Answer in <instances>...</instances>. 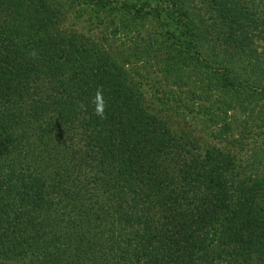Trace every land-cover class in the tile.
Returning a JSON list of instances; mask_svg holds the SVG:
<instances>
[{
	"label": "trees",
	"instance_id": "trees-1",
	"mask_svg": "<svg viewBox=\"0 0 264 264\" xmlns=\"http://www.w3.org/2000/svg\"><path fill=\"white\" fill-rule=\"evenodd\" d=\"M80 1L154 20L197 87L146 98L57 0H0V264H264V170L174 118L264 97V0Z\"/></svg>",
	"mask_w": 264,
	"mask_h": 264
},
{
	"label": "rangeland",
	"instance_id": "rangeland-1",
	"mask_svg": "<svg viewBox=\"0 0 264 264\" xmlns=\"http://www.w3.org/2000/svg\"><path fill=\"white\" fill-rule=\"evenodd\" d=\"M57 2L61 8L59 30L67 35L94 39L106 50L124 55L125 70L142 87L146 98L154 99L162 93L178 95L179 91L197 87L188 69L178 64L177 51L160 37L154 20H133L113 12L103 15L80 0ZM179 78L185 85L182 90L173 85ZM254 99L244 112L233 109L224 113L221 109L203 114L195 104L192 112L174 114V118L205 142L236 153L240 161L250 165V172L261 173L264 170V127L260 121L264 118V97Z\"/></svg>",
	"mask_w": 264,
	"mask_h": 264
},
{
	"label": "clouds",
	"instance_id": "clouds-1",
	"mask_svg": "<svg viewBox=\"0 0 264 264\" xmlns=\"http://www.w3.org/2000/svg\"><path fill=\"white\" fill-rule=\"evenodd\" d=\"M90 103L93 106V114L99 117L101 120L105 119V100L102 88H97ZM79 107L83 110H86V106L82 103L79 105Z\"/></svg>",
	"mask_w": 264,
	"mask_h": 264
}]
</instances>
